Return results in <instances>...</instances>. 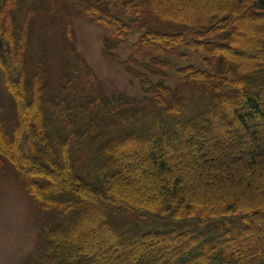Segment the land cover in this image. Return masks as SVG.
<instances>
[{"label": "trees", "instance_id": "obj_1", "mask_svg": "<svg viewBox=\"0 0 264 264\" xmlns=\"http://www.w3.org/2000/svg\"><path fill=\"white\" fill-rule=\"evenodd\" d=\"M170 1L172 13L157 0H0V91L11 102L6 115L0 102V170L50 215L34 264H264V189L253 180L264 174V44L233 47L243 18L264 16V0H236V10L203 0V13L195 0ZM72 10L107 32L110 58L141 30L121 63L141 99L100 92L76 49ZM172 67L174 88L165 85ZM244 142L247 161L213 177L216 157ZM198 153L204 171L195 177L205 175L209 201L179 165ZM134 154L143 167L109 164ZM99 217L106 247L95 254L98 237L78 235Z\"/></svg>", "mask_w": 264, "mask_h": 264}, {"label": "rangeland", "instance_id": "obj_2", "mask_svg": "<svg viewBox=\"0 0 264 264\" xmlns=\"http://www.w3.org/2000/svg\"><path fill=\"white\" fill-rule=\"evenodd\" d=\"M157 1L168 2V4L166 3V8L172 13L173 1ZM188 1L191 3L194 0H187V2ZM187 2L183 3L185 9H182L183 14L185 15L191 8L189 5L187 6ZM195 2L199 4L197 5V7H199L197 8V12L203 10V0H195ZM222 2L223 0H214V7H220ZM230 3L233 10H236V0H230ZM201 12L203 13L204 10ZM71 16L76 48L92 68L97 78L100 92L110 100H113L120 95H126L134 99H141L144 96V92L140 82L137 79L129 77L121 66V62L125 61L130 55L129 44L121 46L115 52V58H109L103 54L101 48L102 35L105 30L92 25L74 10H72ZM251 18V15H247L243 18V22L239 23V26L236 29L237 34L233 44L234 48L242 51L264 44V16L257 19L256 22H251ZM2 30L3 27L1 26L0 31ZM261 53V55L264 56V48ZM188 56H191L194 59H200L199 55L196 56L195 54H189ZM7 69L12 71V66L7 65ZM167 73L168 78L165 81V85L170 88L176 87L178 80L176 78L175 70L170 69ZM151 82L155 84L157 79L152 77ZM2 93L3 92L0 91V102L3 103L6 115L10 111L11 102L9 98ZM233 135L234 138H236V133ZM237 150V154H234L230 153L228 149H225L216 157L215 162L210 166L213 171V177H220L223 167H226L234 159H239L241 163H244L252 152L248 142H244L238 146ZM261 150L264 153V145ZM28 156H31V154ZM196 157L197 158L193 161L188 158L183 159L179 165L184 166L185 164V174L190 180V189L194 190L198 198L208 199L209 201V195L207 193V191H209L207 190L209 185L205 183V175H201V178L195 177L200 171H204L202 165L205 158L201 156L200 153H198ZM142 160L143 159L140 155L134 154L129 161L111 160L109 161V164L113 168L125 171L139 166L143 167V164L145 165V163H143ZM175 168L177 167L175 166ZM172 176L174 177V174H172ZM123 177V181L128 185H133L136 181L135 178L133 179L127 175H124ZM253 180L255 181L254 184L257 185L258 192L261 193L264 189L263 172L258 170L254 175ZM46 188H50L49 183H47ZM222 196L223 198L226 197L224 193ZM92 207L93 205L86 203L83 206V210L85 213H88L91 211ZM261 219L264 221V218ZM49 220V213L42 211L39 212L31 198L22 190L20 183L15 178L14 172L8 167L5 168L4 172L0 170V264H34L38 262L41 253L40 226L46 224ZM254 224L258 225L257 223ZM91 235L98 237V242L93 248V252L98 254L106 247L102 241L104 239V232L101 226V217L96 220L94 227H90L83 231L80 230L78 236L83 238ZM251 245L252 243L250 240L246 247H251ZM156 252L153 257H156L160 253V250H157ZM252 256L254 257L253 261L257 263H261L264 260H257L255 254ZM90 261L91 259H84V262L88 264ZM160 264L167 263L162 262Z\"/></svg>", "mask_w": 264, "mask_h": 264}]
</instances>
